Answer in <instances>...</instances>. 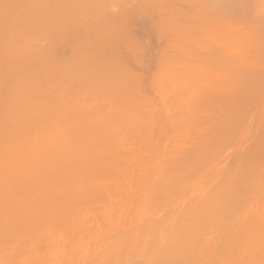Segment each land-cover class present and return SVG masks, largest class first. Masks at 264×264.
I'll return each mask as SVG.
<instances>
[{
    "label": "bare ground",
    "instance_id": "1",
    "mask_svg": "<svg viewBox=\"0 0 264 264\" xmlns=\"http://www.w3.org/2000/svg\"><path fill=\"white\" fill-rule=\"evenodd\" d=\"M149 62L176 65L162 70L187 84L186 93L170 90L185 93L192 118L183 113L189 118L181 126L194 123L196 137L187 132L191 128H173L176 121L169 125L180 118L177 110L168 111L179 102L164 101L171 105L157 114L147 111L159 116L142 114L138 97L141 105L130 106L143 88L125 87L136 85L125 78L140 82L150 73L147 79H154L161 69ZM123 93L129 104L118 100L125 101ZM161 122L180 132L173 137L188 133L189 142L183 139L179 148L183 143L169 140L179 145L172 148L165 134L163 144L161 132H154H167L164 124L143 132ZM140 124L144 129L137 131ZM130 126L138 132L128 133L136 140L131 143H138V134L160 138L162 146L151 139L134 144L140 150L158 146L151 147L155 158H146V150L143 162L136 158L143 151L113 146ZM197 136L201 142L189 147L186 142L196 144ZM163 145L173 153L160 151H167ZM215 147L221 152L210 154ZM205 165L225 175L207 199L200 190L212 182L202 177ZM195 177L205 182L196 190L204 194L201 201L190 204L188 197L189 205L174 204L156 217L155 206L162 210L172 198H182L188 180L187 185L200 183ZM173 189L183 195L173 196ZM84 209L88 218L80 214ZM91 230L102 236H87ZM129 262L264 264V0H0V264Z\"/></svg>",
    "mask_w": 264,
    "mask_h": 264
},
{
    "label": "rangeland",
    "instance_id": "2",
    "mask_svg": "<svg viewBox=\"0 0 264 264\" xmlns=\"http://www.w3.org/2000/svg\"><path fill=\"white\" fill-rule=\"evenodd\" d=\"M145 41H146V42H145ZM144 42H145V44H147V43L149 42V40H148V39H145ZM147 45H149V43H148ZM153 52H154V50H152V51L150 52V53H151V56H153V55H152ZM158 54H159V53H157L156 55H158ZM149 55H150V54H149ZM149 55H145V57H146V56H149ZM154 55H155V54H154ZM151 56H150V57H151ZM154 57H155V56H154ZM154 57H152V58H154ZM146 59H150V58L147 57V58L144 59V57H143V60H144V61H148V60H146ZM153 60H154V59H153ZM153 60L151 59L150 61H153ZM145 63H147V62H145ZM149 63H152L151 65H154V68H156L155 66L159 67V68L161 69L160 74H161V73H163V74H161V75L158 74V75H160V76H158V75L155 76L154 73H153V72H155V71H154L155 69H154L153 67H148V68H149V69L147 68L148 70H150L151 68H153V69L150 70V71H152L151 73H153L152 75H154V76H152V78L154 77V79H151V78H150V79H147V78H148L147 76H150V73H149V75H148V74H143L145 71L141 70L140 72L143 71V73H141V74H143V75H147L146 78L143 77V78H145L147 81H146L145 79H143L144 81H140V82H142V84H143V85L140 84V85H142L141 87H140V85L137 84V83H140V82H136V80H138V79L131 78V79L128 81V79H129L130 77H129V78H125V79H126V80H125V83L134 82V83H136V85H138V86L135 85V86H131V87H129L131 83H130V84H126V85L123 84L125 87L128 86L127 88H131V89H133V87H135V88L137 89V90L133 89L135 92L138 91V90H140V88H143V90H142L143 92L140 91V92H141L140 94H141V96H143L144 99H143V98L141 99V96L138 94L139 92H136V93H137L136 95H134V93H130V96H132V95L136 96V98H135L136 101L131 102V103H130V106H133V107L135 106V107H136V106H139V105L143 104L142 106L145 107V111H146V112L144 111V109H141V110H143V113H142V114H145V113H147V111L149 112V110H152V109H154V111H152V112H154V113L156 112V114H157V112H159V111L162 112V106H163L164 109H166V107H169L171 104L174 103L173 105H176V104H178V103H175V102H179V104H182L183 107H185V108H183V110H184V111H187V112H183L182 108H180V107H182V105H176L177 108H176L175 106H171L172 108L169 107L170 109L167 108L168 111L171 112V113H175V112H173V111H175V110H177V112H179V113H176V114L179 115V114L181 113V114H180L181 116L179 115L180 118H178V117L174 114V116H176L175 118H178V119L172 118V119H173V120L171 119L172 121L169 120V121H170V124H169V125H174L173 123H175L177 126L174 125V126H176V127H173V126H172V127H173V128H177V129H179V128H178V126H179V127H180L179 131L181 132V130H183L182 132H184V133H186L185 131H187L188 129L191 128V129L188 130L187 132L192 136V133H190V132H191V131L193 132L192 129H194V130L196 129V127L193 125L194 123H191V124H190V128H187V126L189 125L190 122L187 123L188 125H186V126L184 125V126H183V127H186L187 129H185V128H183V127L181 126V125L185 124V123H183V121H181V120H184V119L187 120L188 115H190L189 117H191L190 112H188V109H189V108H188V105H187V103L184 102V100H183V98H184V99L187 98V97L185 96V93H186V90H187V84H185V82H184V84H183V83H182L183 80H182V81L180 80V81L177 82L176 80H174L173 78H171V76H169V77L166 76V74L164 73V71L167 72V71H168V70H167V69H168L167 66H171L172 64L169 65L168 63H162V64H165V65L158 66V65H156L154 62H149ZM149 63H148V64H149ZM160 64H161V63H160ZM151 65H149V66H151ZM131 66H132V65H131ZM131 66H130V68H131ZM136 66H137V65H136ZM145 66H146V64H145L143 67H145ZM165 66H166V69H164V71H163V70H162V67L164 68ZM174 66H176V65H175V64L172 65L169 69L173 68ZM134 67H135V66L133 65V68H134ZM143 67H142V68H143ZM140 68H141V67H140ZM140 68H139V69H140ZM159 68H157V69H159ZM174 68H175V67H174ZM174 68H173L172 71H174ZM135 69H136V67H135ZM135 69H131L132 72H135L134 75H135L136 73L139 72V70L137 71L138 68L136 69L137 72L134 71ZM144 70H146V69H144ZM150 71H148V72H150ZM162 71H163V72H162ZM157 73H159V72L157 71ZM157 73H155V74H157ZM138 74H139V73H138ZM164 74H165V75H164ZM136 75H137V74H136ZM136 75H135V77H136ZM139 75H140V74H139ZM162 75H164V77H168L169 79L171 78V80L173 81V83L176 81L177 84H173L172 81L169 80V81H167V82L169 83V85L171 84V87H170L169 85L167 86V82H166V81H163V80L160 81L161 79L158 78V77H162ZM150 77H151V76H150ZM155 77H157V79H159V80H155V79H156ZM164 77H162V79H163ZM137 78H140V79H141L142 77L137 76ZM168 78H164V80H165V79L167 80ZM140 79H139V80H140ZM131 80H135V81H131ZM154 80H155L156 82H159V83H160V82H164V83H162V84H161V83L158 84V83H156ZM170 81H171V82H170ZM176 82H175V83H176ZM180 82H181V83H180ZM146 83H148V84L146 85ZM165 83H166V84H165ZM164 84H165V85H164ZM172 84L175 85V86H172ZM159 85H160V86H159ZM162 85H164L165 87L162 86ZM179 85H182V87L177 88ZM183 85H184V87H183ZM166 86H167V87H166ZM138 87H139V88H138ZM157 87H158V88H157ZM172 87H173V88H172ZM175 87H176V88H175ZM127 88H126V89H127ZM161 88H165V89L168 88V89L165 90V93H162V92L160 93ZM170 88H172L174 91H178V90H179L180 92H185V93H183V94H182V93H177V92L174 93L173 90H170ZM184 88H186V89H185V90H182V89H184ZM126 89L124 88V90H126ZM131 89H129L128 91H124V93H125V92H126V93L131 92V91H132ZM145 89H146V90H145ZM169 90H170V93H171V94H173V95L176 94V95L174 96L175 99H174V97H173V98L171 97L172 99H170V100L166 99V98H169V96H173V95H170V93L167 92V91H169ZM181 90H182V91H181ZM157 91H159V92H157ZM171 91H172V92H171ZM154 92H155V93H154ZM163 92H164V91H163ZM124 93L121 95V97H122V99H124L126 102L123 101V100H121L120 97H117V98H119L118 100H120L121 102H123L122 104H124V103H125V104H129V103H127V100L129 101V98L126 100V98L129 96V94H124ZM158 93H160L161 95L158 94ZM166 93H167V94H166ZM142 94H143V95H142ZM162 94H165V96H163ZM123 95H127V97L123 98V97H124ZM167 95H169V96H167ZM134 96H133V98H134ZM148 96H149V97H148ZM159 96H162V97H159ZM182 96H183V97H182ZM184 96H185V97H184ZM137 97H138L141 101L143 100V101H142L143 103L140 104V101L138 100ZM163 97H165V99H164ZM176 97H178V98H180V99H178V98L176 99ZM133 98H132V99H133ZM159 98H160V99H159ZM162 98H163L164 100H162ZM181 98H182V100H181ZM130 99H131V98H130ZM147 99L149 100V102H150V101H153V103H152L153 105H152V106H151L150 103H149V104L146 103V102H147ZM173 99H174V100H173ZM158 100H160L161 105L158 103V102H159ZM130 101H132V100H130ZM137 101H139V103H137ZM144 101H145V102H144ZM161 101H162V102H161ZM164 101H169V102H171V104H170L169 102H167L168 104L163 105L164 103H166V102H164ZM174 101H175V102H174ZM185 101H186V100H185ZM155 102H156L158 105H157ZM132 103H134V105H131ZM135 103H136L137 105H135ZM138 104H139V105H138ZM145 104H146V105H145ZM154 104H156V106L153 108ZM130 106H129V107L126 106V108L128 107L129 110H131L133 107L131 108ZM157 107H161V108H157ZM136 108H138V107H136ZM140 108H141V107H139V109H140ZM186 108H188V109H186ZM133 109H134V108H133ZM139 109H138V111H139ZM146 109H147V110H146ZM158 109H160V110H158ZM185 109H186V110H185ZM171 110H172V111H171ZM136 111H137V109H136L134 112H136ZM127 112H128V111H127ZM127 112H126V114H127ZM152 112L150 111V113H147V114H148V115H149V114H154V113H152ZM183 113H186V114L189 113V114H188L186 117H184L186 114H183ZM136 114H137V113H136ZM142 114H140V115H142ZM147 114H146L145 116H147ZM156 114H154V115H156ZM158 114H161V115H162V113H158ZM128 115H129V117L132 118L130 112H129ZM132 115L134 116V117H133L134 119H135V117H137V115H135V113H133ZM183 115H184V116H183ZM126 116H127V115H126ZM145 116H144V117H145ZM156 116H159V115H156ZM129 117L127 116L128 119H130ZM181 117H182V118H181ZM189 117H188V118H189ZM146 118H147V117H146ZM146 118H145V119H146ZM155 118L157 119V117H155ZM158 118H159V119H157V121L160 122L162 119H161V117H158ZM191 118H192V117H191ZM134 119H133V121H135ZM140 119H141V117L139 118V116H138V118L136 119V124L139 123L138 121H140ZM174 119H175V120H174ZM188 120H189V119H188ZM173 121H176V122H173ZM177 121H180V122H182V123L180 124V122H177ZM191 121H192V120H191ZM171 122H173V123H171ZM184 122H187V121H184ZM133 123H134V122H133ZM161 123H162V125L157 124L158 126H156L155 128H154L153 126H152L153 128L144 127V125H141V124H140V125H139V128H137V129H138L137 131H139L140 129L148 128V129L143 130V132H148L149 129L154 130V129L158 128L159 126H163L164 123H163V122H161ZM167 125H168V123H167ZM167 125L164 124V126H166V127H167ZM169 125H168V126H169ZM191 125H193V127H192ZM146 126H147V125H146ZM164 126H163V127H164ZM131 127H133V126H130V127H127V128L130 129ZM136 127H137V126H136ZM136 127H133V128H131L130 130H128L129 132H127L126 129H123V130H126V132H123V130L120 131L121 133H119L120 136L117 135V140L122 141L123 144L120 143V141H118L119 143L116 142L117 144H116L115 142H111V143H115L116 145H113V146H116V147H119V148L124 147V145H126V147H128V148L130 149V151L133 150V149H134L133 151H135V150H136L135 148L139 149L138 151H143V153H142L143 156H142V157H138L139 154H141V153H137V156L134 155L137 151L133 154L134 156H136V158H138V159H142L143 162H144V160H146V159H144V157H146L145 155L147 154V153H144V151H146V150L149 151V152H148V157H146V158H155V156L152 157V155H154V154L151 152V149H153V148H157L158 146H162V145H160L162 142H163V144H165L164 142H166V139H165V140L163 139V138H165V134H166V135H169L168 137H166V138H168V141H167L166 144H167L168 146H169V145L171 146V144H173L172 148H173V147L176 148V146L179 147V145H175V143L178 144V143H183L182 141H184V140H185V141L190 140V139H188V138L186 137V135L189 137V134H188V133H187V134H184V133H183V134L185 135V136L183 135L185 138H183V136L181 137V136H180L181 134H178L179 136H176V135H175L176 137H173L174 134L180 133L179 131H178V132H175V130L177 131V129H173V130H172V128H171L170 126H169L168 128L165 127L166 129L171 130V131L173 132V133H172L171 131L168 132V130H167V132H168V133H167V132H164V131H166L165 129H164V131H162L163 128L161 127L162 129H161V128H160V129H156L157 131L154 132L155 134H154V133H153V134L156 135L157 132H161V133H159L160 135L157 134L156 136H158V135H159V137L162 136V137H161V138H162L161 140H163L162 142L160 141V138H159V137H158V140H157V137H154V139H151V136H152L153 134H152V135L150 134V139L153 140V141H151V140L149 139V137H148V136H149L148 133H146L147 136H146L145 134H144V135H143V134H138V135H140V136L137 135L138 140H139L140 142H141V141H144V140H147V142H148L149 140H150V142H154V141L156 140V144H157V142L160 141V142H159L160 144L158 143V144H157L158 146H156V147H153V146H154L153 143H151V145H150L149 143L144 142V143L148 144V146H146V144H144V145H145V149H146V147H150V146L153 147V148L150 147V148H148V149H146V150H140V149H141V145H143V144H141L139 141H137V142H138L139 144H141V145L135 146L134 144H135L136 142H135V143H131V140H132V139L130 140V139L128 138V137H130V134H134V135H136V134L138 133L137 131H134V130H136V129H135ZM140 127H144V128H140ZM184 129H185V130H184ZM131 130L134 131V132H137V133H133V132L130 133ZM146 130H147V131H146ZM160 130H161V131H160ZM150 131H151V130H150ZM189 131H190V132H189ZM200 131H202V130H200ZM143 132L140 131L139 133H143ZM170 132L172 133L171 135H170ZM195 132H196V131H195ZM195 132H193V134H194L193 138L196 137V135H197V132H196V133H195ZM204 132H205V131H204ZM204 132H203V133H204ZM122 133H124L123 135H124L125 137H123V135H121ZM126 133H127V134H126ZM128 133H130V134H128ZM150 133H151V132H150ZM162 133H163L164 135H162ZM198 133H199V132H198ZM125 134H126L127 136H126ZM232 134H233V133H232ZM134 135H132V136H133V137H136V136H134ZM141 135L145 136L146 138L140 140L139 138L141 137ZM236 135H238V132L234 134V136H236ZM121 136H122V138H119V137H121ZM234 136H232V137H234ZM137 137H136V138H137ZM118 138H119V139H118ZM123 138H124V140H121V139H123ZM125 138H126V139L128 138V140H126ZM130 138H131V137H130ZM141 138H142V137H141ZM174 138H175V139H174ZM176 138H178V139H176ZM180 138H181V139H180ZM115 139H116V138H115ZM172 139L174 140L175 143L172 142V141H173ZM179 139H180V140H179ZM183 139H184V140H183ZM197 139H198L199 141H196ZM197 139H195V142H197L196 144H194V142H192V143H191L192 145H190V144L188 143L189 141L186 142V143L188 144L189 147H192L193 145L196 147V146H198V142H201V140H200V138H198V136H197ZM117 140H113V141H117ZM169 140H172V141H169ZM176 140H178V143L176 142ZM209 140H210V138H209ZM209 140H207V141H209ZM110 141H112V139L109 140V142H110ZM126 141H130L129 143H131V144L127 143ZM132 141H136V140H132ZM180 141H181V142H180ZM124 142H126V143L124 144ZM168 142H172V143H171V144H168ZM138 143H136V145H137ZM121 144H122L123 146H122ZM128 144H129V145H134V146L131 147V146H129ZM199 144H200V143H199ZM217 144H218V143H217ZM217 144H216L215 146H218ZM117 145H118V146H117ZM119 145H120V146H119ZM127 145H128V146H127ZM149 145H150V146H149ZM167 145H165V146H167ZM174 145H175V146H174ZM180 145H182V146H180L179 148L183 147V145L185 146V143L180 144ZM220 145H221V144H220ZM163 146H164V145H163ZM165 146H164V148H165ZM168 146H167V147H168ZM188 146H187V147H188ZM194 146H193V147H194ZM126 147H124V148H126ZM139 147H140V148H139ZM220 147H221V146H220ZM220 147H219V148H220ZM131 148H133V149H131ZM142 148H144V147H142ZM172 148H169V147H168V149H167V151H166V150H164L163 147H162V149H161L160 151L165 152V153H166V152L168 153V152H169L168 150H171ZM175 148H174V150H175ZM216 148H218V147H215V151L210 152V154H212V153H214V152H217V153H218L219 151L221 152V150L218 151V150H216ZM221 148L224 150L223 147H221ZM149 149H150V150H149ZM176 149H177V148H176ZM183 149H185V148H182L181 150L184 151ZM174 150H172V151H174ZM179 150H180V149H179ZM153 152H156V150H153ZM157 152H158V151H157ZM149 153H150L151 155H149ZM169 153L171 154V153H173V152L170 151ZM178 153L181 154L182 152H181V153L178 152ZM178 153H177V154H178ZM217 153H216V154H217ZM177 154L175 153V155H177ZM210 154H209V155H210ZM224 154H225L224 151H222L221 155H220V153H219L217 156H218V157H220V156L223 157ZM173 155H174V154H173ZM207 155H208V154H207ZM134 156H132V157H133L132 159L135 158ZM140 156H141V155H140ZM177 156H178V155H177ZM222 157H221V158H222ZM136 158L134 159L135 162L138 161ZM210 158H211V160H214L213 158H215V157H210ZM207 159H208V158H207ZM219 159H220V158H219ZM148 160H149V159H148ZM139 161H141V160H139ZM139 161H138V162H139ZM214 161L217 162L218 159H215ZM214 161H213V163H212V161H210V162H211L212 164H214V165H212L211 163H209V164H211L213 167L215 166V164L218 163V162L216 163V162H214ZM145 162H146V161H145ZM207 162H208V160H207ZM203 164H204V163H203ZM205 164H206V163H205ZM207 164H208V163H207ZM203 166H204V165H203ZM203 166H202V167H203ZM135 167H136V166H135ZM205 167H208V166L205 165ZM213 167H211V168H213ZM211 168H210V167H208V168H204V167H203V169H205V170L202 169L203 172L205 173V174H203L202 177L205 176V177H206V181H207V179H208V176L211 178V180L209 179L208 181H212V182H208V184L206 183V184H207L206 186H208L209 188H207V187L203 184V183H205V182H204V179H201V181H200V180H197L196 177H195L194 179H195L196 181H200V183L198 182L199 184H196V185H192V184L187 185V184H189V180H188V181L185 183L186 186H187L188 188L184 186L185 184L183 185V186L185 187L184 189H185V191H186L187 193H185V191H182V193L184 192V194H186V195H183L182 193H180V192H178V191H176V192H177V194H176L175 191H174V189H173V192H174V194H175V195H173V196L178 197V195H179V193H180L179 197H180L181 195H183L184 197L186 196V197L184 198V197L182 196V198L180 197L181 199H180V198H176V201H177V202H176V201H175V202L173 201V200H175V197H174V198L171 199V201H168V204H165V203H167V202L160 201L161 203L164 202V204H165L164 207H165V208H161L162 210H159L160 208H158V206H155V207H157L156 209H158L157 214H156V217H158V216H159V217H163V213H165L164 215H166V213H167V211H168L167 209H169V207H174V204H175V206H177V207H178V205H179V206H180L179 208H181V207H184V205H186V206L189 205V204H187L189 201H192V202H189L190 204L193 203V202H195V201H196L195 203H198V200H200L199 197H201L202 195H204L203 192L206 194V196L204 197V198H206V199L208 198L206 192H208V194H209L210 192H213V193L216 192V191H214L215 186H213V185H216V184L218 183L217 181H219V180L222 178L221 176H223L224 174H222V175L220 174V175H219L218 170H216L218 173H217L216 171H213V172H215V174L212 173V172L210 173L208 170L211 169ZM214 168H215V167H214ZM136 169H137V167H136ZM206 169H208V170H206ZM211 170H214V169H211ZM200 172H201V171H200ZM201 173H202V172H201ZM208 173H209V174H208ZM220 173H223V172H220ZM212 174H213V176H211ZM224 176H225V175H224ZM199 177H201V176L199 175ZM217 177H219V178L217 179ZM220 177H221V178H220ZM223 178H224V177H223ZM192 179H193V178H192ZM192 179H190V180H192ZM198 179H200V178H198ZM213 179H214V180H213ZM196 181H194L193 184H195ZM213 181H214V182H213ZM131 182H134V181H131ZM192 182H193V181H191L190 183H192ZM216 182H217V183H216ZM220 182H222V180H220ZM220 182H219V183H220ZM135 183H136V181H135ZM135 183H134V184L132 183V185H131V183H130V185H131V189H132V187H134ZM214 183H216V184H214ZM219 183H218V184H219ZM198 185H199V186H200V185H204V186H202V188L206 187L205 189H201V188H200V190H202L203 192H201L200 190H199V191H196V190L199 189ZM194 186H196L197 189L193 188ZM210 186H212L213 189H211ZM191 187H192V188H191ZM186 188H187V190H186ZM190 188H191V190L194 189L195 192L190 191ZM175 189L177 190V188H175ZM178 189L182 190V188H179V187H178ZM207 189H208V190H207ZM210 189H211L212 191H210ZM188 190H189V191H188ZM204 190H206V191H204ZM198 192H199V193H198ZM169 193L171 194L172 192H169ZM193 193H194V194H193ZM196 193H197V194H196ZM213 193L209 194V195H210L209 197H212L211 195H212ZM170 194H169V196H170ZM188 194H189V195H188ZM192 194H193V195L196 194V195L193 196ZM124 195L127 196V194H124ZM135 195H136V194H134V196H135ZM136 196H137V195H136ZM136 196H135V197H136ZM169 196H168V197H169ZM188 197H189V198L191 197V200H190ZM183 198H184V199H183ZM186 198H187V199H186ZM193 198H195V199H193ZM201 198H203V197H201ZM178 199H180V200H178ZM188 199H189V201H188ZM183 200H184V201H183ZM200 201H201V200H200ZM154 202H155V201H154ZM171 202H173L172 206H170V204H169V203H171ZM178 202H179V203H178ZM107 203H108V202H107ZM127 203H128V201H127ZM127 203H126V207H127V205H129V204H127ZM129 203H130V202H129ZM151 203H153V202H151ZM158 203H159V201H158ZM158 203H157V205H158ZM102 204H103V203H101V204H98V203H97L96 205H98V206L100 205L99 207H101V206L103 207L104 204H103V205H102ZM154 204H155V203H154ZM181 204H183V205H181ZM166 206H168V208H167ZM104 207H105V206H104ZM130 207H132V205L129 206V207H127V210H129L128 208H130ZM174 208H176V207H174ZM85 210H86V211H85ZM164 210H165V211H164ZM87 211H88L87 209H84V211H82L83 213L81 212L80 214L83 215V214L85 213V214L83 215V217H85ZM87 215H88V214H87ZM85 218H88V217H85ZM168 224H169V223H168ZM168 224L166 223L164 226H166V225H168ZM99 227H100V226H99ZM126 227H127V226H126ZM122 228H123V226H122ZM91 229L95 230V228H94L93 226L91 227ZM101 229H102V228H100V230H101ZM123 229H124V230H125V229L128 230V229H129V226H128L127 228H123ZM121 230H122V229H121ZM122 231H123V230H122ZM85 232H86V231H84V233H82V234H84V236L86 235ZM89 232H90V231H89ZM92 232H93V231L91 230L90 233H92ZM96 232H97V229H96ZM214 232L217 233L218 231H217V232L214 231ZM90 233H89V234H90ZM97 233H98V232H97ZM97 233L93 232L92 235L90 234V235H87V236H93V237H94ZM113 233H114V231H113ZM215 233H212V234L216 235ZM217 235H218V233H217ZM78 236H79V235H78ZM80 236L82 237V235H80ZM87 236H85V237H87ZM98 236H102V235L97 234L96 237H98ZM212 236H213V235H212ZM28 237H29V236H28ZM95 239H98V240H99V239H102V238L99 237V238H95ZM15 243H16V242H15ZM15 245H16V244H15ZM67 250H68V249H67ZM67 250H66V252H64V253H67ZM69 250H71V249H69ZM73 250H74V249H73ZM68 252H69V251H68ZM77 252H79V251H77ZM79 253H80V252H79ZM62 254H63V253H62ZM69 254H70V255L72 256V258H73V255H72L71 253H69ZM76 254H77V253H76ZM57 255H60V254H58V252H57ZM63 255L68 256V257H66L67 259L65 258L66 260H70V259H71V258H69L70 256L68 255V253H67V254H63ZM79 255H80V254H79ZM62 257H63V256H62ZM68 258H69V259H68ZM2 261H5V260H2ZM6 261H7V262H6ZM6 261L3 262V263H10V262H8V260H6ZM132 262H133V261H132ZM129 263H130V262H129ZM130 264H131V263H130Z\"/></svg>",
    "mask_w": 264,
    "mask_h": 264
}]
</instances>
